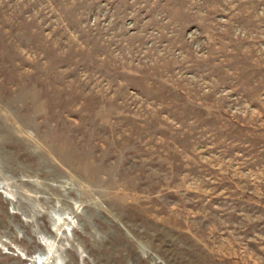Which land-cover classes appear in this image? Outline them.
Listing matches in <instances>:
<instances>
[{
    "label": "rangeland",
    "instance_id": "374dc122",
    "mask_svg": "<svg viewBox=\"0 0 264 264\" xmlns=\"http://www.w3.org/2000/svg\"><path fill=\"white\" fill-rule=\"evenodd\" d=\"M0 264H264V0H0Z\"/></svg>",
    "mask_w": 264,
    "mask_h": 264
}]
</instances>
